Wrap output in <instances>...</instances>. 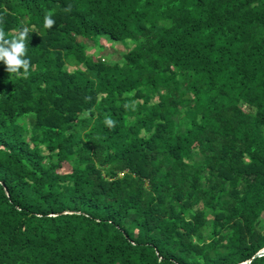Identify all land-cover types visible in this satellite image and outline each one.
I'll list each match as a JSON object with an SVG mask.
<instances>
[{
    "label": "trees",
    "instance_id": "trees-1",
    "mask_svg": "<svg viewBox=\"0 0 264 264\" xmlns=\"http://www.w3.org/2000/svg\"><path fill=\"white\" fill-rule=\"evenodd\" d=\"M23 27L28 75L0 62V264L264 250V0H0L6 38ZM100 38L132 48L104 63Z\"/></svg>",
    "mask_w": 264,
    "mask_h": 264
},
{
    "label": "clouds",
    "instance_id": "clouds-1",
    "mask_svg": "<svg viewBox=\"0 0 264 264\" xmlns=\"http://www.w3.org/2000/svg\"><path fill=\"white\" fill-rule=\"evenodd\" d=\"M65 11H70V7L66 8ZM54 24L55 20L51 18V15L45 17V28H51ZM29 31L30 29L28 27H23L11 38H6L8 34L0 28V62L3 63L5 71L9 74L23 77L28 75L30 60L25 57ZM105 123L109 127L115 126V121L111 119H107Z\"/></svg>",
    "mask_w": 264,
    "mask_h": 264
},
{
    "label": "rangeland",
    "instance_id": "rangeland-1",
    "mask_svg": "<svg viewBox=\"0 0 264 264\" xmlns=\"http://www.w3.org/2000/svg\"><path fill=\"white\" fill-rule=\"evenodd\" d=\"M86 44V53L88 56L92 58H98L102 60L104 63L107 61L117 62L118 60L121 62L120 58L124 52H127L132 48V45L126 41L124 44L115 43L110 41L109 39L100 38L97 41H83ZM60 174H69L70 168L68 165L63 164L60 170L58 171ZM264 218V217H263ZM262 225V223L260 224Z\"/></svg>",
    "mask_w": 264,
    "mask_h": 264
},
{
    "label": "water",
    "instance_id": "water-1",
    "mask_svg": "<svg viewBox=\"0 0 264 264\" xmlns=\"http://www.w3.org/2000/svg\"><path fill=\"white\" fill-rule=\"evenodd\" d=\"M262 256H264V250L258 252L257 254H255V255L251 258V260H249V261H247V262H245V263H242V264H250V262H251L253 259L258 258V257H262Z\"/></svg>",
    "mask_w": 264,
    "mask_h": 264
}]
</instances>
